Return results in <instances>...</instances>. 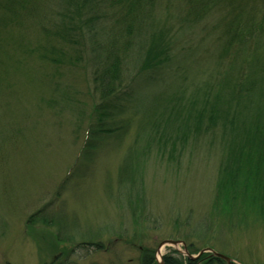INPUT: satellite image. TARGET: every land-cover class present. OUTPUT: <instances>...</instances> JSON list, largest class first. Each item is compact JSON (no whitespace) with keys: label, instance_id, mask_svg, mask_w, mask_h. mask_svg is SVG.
Returning <instances> with one entry per match:
<instances>
[{"label":"rangeland","instance_id":"374dc122","mask_svg":"<svg viewBox=\"0 0 264 264\" xmlns=\"http://www.w3.org/2000/svg\"><path fill=\"white\" fill-rule=\"evenodd\" d=\"M105 1L89 6L82 15L94 21L101 43L111 27L116 32L121 28L128 10L124 1ZM162 2L153 11L156 35L169 36L180 23L188 26L178 15L169 17V23L168 18L161 20L160 11L167 5ZM42 14L24 22L17 18L0 48V264H141L146 250L158 258L157 249L166 240L183 241L192 255L211 248L237 264H264V189L236 202L228 191L219 195L221 166L229 148L221 124L204 123L199 134L194 127L190 135L187 132V125L196 122V87L204 86L208 78L227 79L229 67L216 66L217 60L226 57V64L234 57L223 56L224 32L214 34L219 42L208 38L201 44V38L188 31L175 38L168 52L173 56L169 70L156 81H145L144 98L152 110L157 105L154 96L176 85L166 92L165 114L159 116L162 126L149 127L151 132L140 142L147 152L143 185L147 198L135 217L130 187H119L116 181L128 149L115 142L79 159L100 99L91 74L100 67L97 38L87 33L80 37L79 32L65 34L66 40L58 37L61 28L75 22L72 15L77 19L76 6H69L68 0H46ZM195 25L197 36L207 35L208 23ZM161 43L162 38L153 43L159 45L158 55L163 52ZM192 46L198 50H187ZM163 53L165 57L167 52ZM145 58L146 54L138 57L130 67V81L136 86L142 85ZM127 87L126 94L132 89ZM174 94L177 101L171 104ZM83 109L81 117L78 112ZM138 131L136 118L126 143ZM157 135H166L167 140H158ZM74 167L73 178L64 184ZM38 211L58 220V225L41 224L40 214L31 219ZM59 231L66 242L58 239ZM174 249L187 255L184 245H165L163 254ZM199 264L227 263L208 256Z\"/></svg>","mask_w":264,"mask_h":264},{"label":"trees","instance_id":"16d2710c","mask_svg":"<svg viewBox=\"0 0 264 264\" xmlns=\"http://www.w3.org/2000/svg\"><path fill=\"white\" fill-rule=\"evenodd\" d=\"M98 1L100 0H68L69 6H76L77 19L72 15L75 22L71 21V26L63 27L57 33L58 37L64 40H66L65 34L71 37L72 33L79 32L78 36L83 37L87 33L93 39L97 38L98 43L95 52L98 51L96 57L100 67L91 74L94 76V84L100 99L94 113L95 118L90 117L94 123L90 124V129L85 133L79 159L86 156L87 152L93 156L98 148H104L105 145L115 142L126 147L128 151L121 159L116 181L119 187H130L128 195L135 199V205L130 206H135L133 212L137 217L143 211L147 198L143 186L146 166L144 158L147 152L145 149L142 150L144 146L140 145V142L141 140L144 142L148 137L146 132H151L149 127L155 129L162 126L159 116L165 114L162 106L167 96L166 92L176 85H168L162 95L154 96L157 105L152 110L144 98L145 81H156L160 74L169 70L171 59H173L172 55L168 56L172 40L184 36L188 31L191 36L201 38V44L208 38L219 42L221 40L214 37V34L220 35L221 30L226 40V44H223L225 46L223 56L230 57L234 54L231 63L223 64L226 57H223L219 63L218 60L216 61L217 67L222 65L229 67V70H225L228 71L227 79L222 82L215 78H208L204 86L200 83L196 87L197 97L192 96L193 102L195 101V105L198 106L193 116L196 122L187 125V132L190 135L196 130L199 134L204 123L215 127L221 124L224 136L222 138L229 148L221 166L219 195L222 191H228L231 193L232 200L236 202L241 196L243 199L247 198V193L251 191L264 189V0H187L186 2L184 0H120L119 2L124 1L128 5V10L124 12L125 21L121 28L117 27V32L115 27H111L110 34L105 36L103 43L98 42L99 30L92 26L94 21L82 18L83 11L88 10L89 6H97ZM108 1L115 0L105 2ZM159 1L167 4L163 13L160 11L161 20L167 21L168 18L169 23V17L178 15L183 22L188 23V26L182 27L180 23L181 28L169 33V36L156 35L151 24L154 23L153 19L158 21L153 11ZM45 4L46 0L0 1V48L3 45V37L12 31L13 28L9 27L13 26L14 21L22 19L24 22L27 19L42 17L41 13ZM185 4L186 13H184L186 9L181 12ZM6 8H10V11L7 12ZM197 22L209 24L205 28L206 36L196 35V31H199L195 25ZM157 38H162L160 45L161 50L167 52L165 57L163 52L159 55L155 53V50L159 48V45L153 44ZM72 42L76 41L72 39ZM151 46L153 49H150ZM196 48L192 46L187 50H198ZM141 54L144 56L146 54L142 63V70L145 69V73L141 75L142 78L140 77L142 85L136 86L130 81L129 71L131 64L134 66L138 57H144ZM88 60L90 59L87 57ZM215 69L213 73L222 72ZM127 84L132 89L126 94L129 89ZM176 97L177 94H174L169 102L171 104L176 102ZM133 109L137 110L135 115L132 114ZM139 110L142 111V115L138 114ZM78 113L79 116L84 117V109ZM136 118L139 120V131L135 139L130 142L132 146H129L130 143H126V140ZM159 137L156 136L158 140ZM165 137L166 135H162L160 139L163 140ZM161 153L163 154V151ZM76 169L74 167L69 171L64 184L71 181ZM41 212L38 211L31 219L40 214L37 218L40 219L41 224L57 223L58 225V220L47 219ZM136 219L134 221L137 224ZM61 235L59 231L58 239L65 241ZM207 255H203V258ZM155 258L153 251L146 250L141 264H156ZM183 260H187L188 264L198 262L189 260L176 250H172V253L164 258L165 264H184Z\"/></svg>","mask_w":264,"mask_h":264},{"label":"water","instance_id":"95a60500","mask_svg":"<svg viewBox=\"0 0 264 264\" xmlns=\"http://www.w3.org/2000/svg\"><path fill=\"white\" fill-rule=\"evenodd\" d=\"M165 245H172V246H175V247H178L179 245H184L185 246V250H186L185 252L187 253V256L190 258V260H192V261H195V260L199 259L200 256H202L204 253L210 252L214 257L219 258L221 260H224L225 262H227V264H236V262L234 260H232L231 258H229V257H227L225 255H222L220 253H217L211 248L204 249L197 256H194V255H192V254H190L188 252L187 246L185 245V243L183 241H174V240H166L158 248L157 252H158V255H160V258L158 256L159 261H160L159 264H164L163 263V254H162L163 252H162V249H163V246H165Z\"/></svg>","mask_w":264,"mask_h":264},{"label":"bare ground","instance_id":"6f19581e","mask_svg":"<svg viewBox=\"0 0 264 264\" xmlns=\"http://www.w3.org/2000/svg\"><path fill=\"white\" fill-rule=\"evenodd\" d=\"M162 254H163V253H162ZM158 256H159V258H160V255H158ZM159 258H155V260H156V264H159V263H160ZM163 263L165 264L164 260H163Z\"/></svg>","mask_w":264,"mask_h":264},{"label":"flooded vegetation","instance_id":"af4514ba","mask_svg":"<svg viewBox=\"0 0 264 264\" xmlns=\"http://www.w3.org/2000/svg\"><path fill=\"white\" fill-rule=\"evenodd\" d=\"M165 258V257H164ZM208 258V257H207ZM207 258H202V259H200L198 262H201V261H203V260H205V259H207ZM210 258V257H209Z\"/></svg>","mask_w":264,"mask_h":264}]
</instances>
